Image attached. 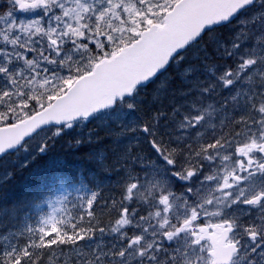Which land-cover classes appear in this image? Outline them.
<instances>
[{"label": "snow or ice", "instance_id": "snow-or-ice-1", "mask_svg": "<svg viewBox=\"0 0 264 264\" xmlns=\"http://www.w3.org/2000/svg\"><path fill=\"white\" fill-rule=\"evenodd\" d=\"M25 173L0 264H264V0H0Z\"/></svg>", "mask_w": 264, "mask_h": 264}, {"label": "trees", "instance_id": "trees-1", "mask_svg": "<svg viewBox=\"0 0 264 264\" xmlns=\"http://www.w3.org/2000/svg\"><path fill=\"white\" fill-rule=\"evenodd\" d=\"M68 161L73 165H79L80 161L71 156L67 157ZM43 188V183L39 176L29 175L27 173L17 176L12 182L7 186V189H0V192L7 191L9 197V203L12 200L23 196L27 191L35 189L37 187ZM3 202L0 201V204Z\"/></svg>", "mask_w": 264, "mask_h": 264}]
</instances>
